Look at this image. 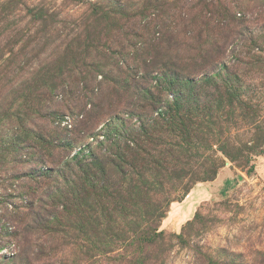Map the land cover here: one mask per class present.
Here are the masks:
<instances>
[{
  "label": "rangeland",
  "instance_id": "374dc122",
  "mask_svg": "<svg viewBox=\"0 0 264 264\" xmlns=\"http://www.w3.org/2000/svg\"><path fill=\"white\" fill-rule=\"evenodd\" d=\"M0 264H264V0H0Z\"/></svg>",
  "mask_w": 264,
  "mask_h": 264
},
{
  "label": "trees",
  "instance_id": "16d2710c",
  "mask_svg": "<svg viewBox=\"0 0 264 264\" xmlns=\"http://www.w3.org/2000/svg\"><path fill=\"white\" fill-rule=\"evenodd\" d=\"M147 97L150 98V104L149 106L152 107V109H156L158 106L157 104H155V97L154 95H151L149 93H146ZM165 104V103H163ZM175 105V107H174ZM180 103L178 100H175L173 103H169L167 102V104L165 105V109L164 110H160V112L157 113V115H159V118H162L164 121H166L168 124L171 123V121L173 120H178L179 123H181L180 119H178V114L179 112L178 111V108L180 107ZM157 106V107H156ZM163 106V105H162ZM156 107V108H155ZM177 116V117H176ZM156 117L152 118V124L150 122V124L153 126V127H156L157 126V123L155 121ZM174 123V122H173ZM151 125H148L147 127V130L144 132V134H142L141 136H143V140L145 141L146 138H158V135H155L157 134L156 132L155 133H152L151 131ZM142 131L144 130L141 129ZM172 131V130H171ZM181 133V132H180ZM179 133V134H180ZM13 144V143H12ZM16 144V141L15 143L13 144L15 146ZM137 149H139V152H135L136 155L133 156L134 158H136L137 161L141 160L142 158L139 157V154L141 153V151H143L144 149H141L140 146H137ZM145 152V151H144ZM132 155V153H131ZM150 156V155H149ZM125 157L126 155H121L117 158V160L115 161H112L113 164L112 165H108L107 167L105 165H102V166H99L97 171H98V176L99 175H102L101 178L99 179L98 183H91L92 187H93V191L94 192H97V190H101V192L103 193V197L107 200V202L111 201V200H114V199H117L120 203H123V200L122 198L120 199V194H119V191H124L126 188H124V186L126 184H129L131 183L132 181H136L134 178H124L125 176H122V175H119L120 173H128V171L130 170V168L132 170H134V164L131 162V158L128 160V162L125 160ZM127 158V157H126ZM151 160L155 161V159H153V156H150ZM156 163L158 161H155ZM154 162V163H155ZM148 163V162H147ZM153 163V162H152ZM108 168V169H106ZM114 168L115 169V174H112L109 170ZM124 169H127V171ZM44 173V172H42ZM140 174H142L140 171H139ZM117 174V175H116ZM112 188H114L116 191H112ZM68 208V204L66 205V203H62L61 205V209L62 210H66Z\"/></svg>",
  "mask_w": 264,
  "mask_h": 264
}]
</instances>
